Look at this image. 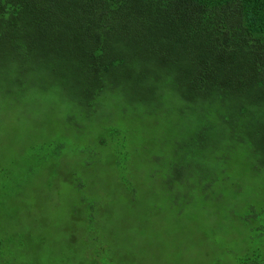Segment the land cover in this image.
I'll list each match as a JSON object with an SVG mask.
<instances>
[{
  "label": "trees",
  "instance_id": "obj_1",
  "mask_svg": "<svg viewBox=\"0 0 264 264\" xmlns=\"http://www.w3.org/2000/svg\"><path fill=\"white\" fill-rule=\"evenodd\" d=\"M0 76L17 99L51 92L77 132L105 100L123 102L126 120L180 128L169 182L214 200L213 213L242 187L224 172L264 188V0H0ZM255 210L238 217L250 239L236 264H264V204ZM89 225L62 226L69 250L87 247Z\"/></svg>",
  "mask_w": 264,
  "mask_h": 264
},
{
  "label": "rangeland",
  "instance_id": "obj_2",
  "mask_svg": "<svg viewBox=\"0 0 264 264\" xmlns=\"http://www.w3.org/2000/svg\"><path fill=\"white\" fill-rule=\"evenodd\" d=\"M1 80L0 264L10 257L21 264H236L250 239L238 217L264 204L258 179L242 169L222 173L242 187L213 213L214 200L202 204L193 190L169 182L180 128L126 120L123 102L105 100L97 117L78 115L77 132L74 113L51 103V92L17 99L3 93ZM113 128L118 137L108 134ZM79 215L89 233L87 247L74 252L62 226Z\"/></svg>",
  "mask_w": 264,
  "mask_h": 264
}]
</instances>
